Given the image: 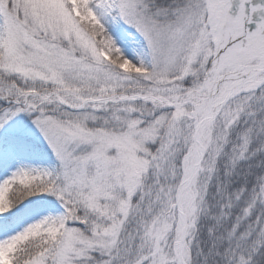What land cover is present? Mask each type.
Here are the masks:
<instances>
[{"label": "snow or ice", "instance_id": "snow-or-ice-1", "mask_svg": "<svg viewBox=\"0 0 264 264\" xmlns=\"http://www.w3.org/2000/svg\"><path fill=\"white\" fill-rule=\"evenodd\" d=\"M0 264H264V0H0Z\"/></svg>", "mask_w": 264, "mask_h": 264}]
</instances>
